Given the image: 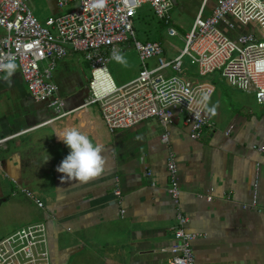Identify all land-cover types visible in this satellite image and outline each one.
I'll return each instance as SVG.
<instances>
[{
    "label": "crops",
    "instance_id": "1",
    "mask_svg": "<svg viewBox=\"0 0 264 264\" xmlns=\"http://www.w3.org/2000/svg\"><path fill=\"white\" fill-rule=\"evenodd\" d=\"M216 6L217 0H173L172 21L186 32L201 11L210 16ZM229 21L235 30L226 23L220 28L232 39L256 31L234 17ZM159 28L151 26L150 37L163 44L168 34ZM15 63L11 86L0 82V140L16 136L0 151V204L10 201L15 182L43 200L44 210L19 193L30 206L20 211L24 219L13 232L46 222L51 264H171L178 209L168 192L170 153L178 165L187 230L200 235L192 244L197 264H264V212L244 207L256 199L264 208V153L255 148L264 147V105L253 93L232 89L215 75L200 79L215 86L206 115L216 129L199 140L192 139L180 113L168 127L151 118L110 133L100 106L86 105L92 75L82 54L69 55L55 70L65 117L35 100ZM69 127L104 148V172L88 183L62 182L64 174L56 171L70 151L56 134ZM167 132L168 145L162 142ZM118 182L122 203L114 194ZM210 193L212 201L200 197Z\"/></svg>",
    "mask_w": 264,
    "mask_h": 264
},
{
    "label": "built area",
    "instance_id": "2",
    "mask_svg": "<svg viewBox=\"0 0 264 264\" xmlns=\"http://www.w3.org/2000/svg\"><path fill=\"white\" fill-rule=\"evenodd\" d=\"M32 1L0 0V59L6 62L11 58L20 64L32 96L38 102L48 103L56 117H65L69 112L66 101L59 95L55 70L61 60L75 53H83L92 69L86 105L100 106L110 133L130 129L151 118L159 119L168 127L180 113L191 129L192 139H201L206 130L214 131L216 124L206 115L209 101L203 102L205 95L212 98L215 86L200 79L216 74L226 86L253 93L257 102L264 105V8L253 7L251 0H217L213 13L204 16L201 11L186 32L176 28L172 21L173 0H106L103 8H93V0H59L62 12L45 21L35 15ZM258 2L264 4V0ZM146 5L165 25L168 36L182 42L183 48L174 46L177 51L174 55H169L159 41L137 38L135 19ZM66 8L70 10L65 12ZM230 17L244 26L253 25L256 31L230 38L220 28L226 23L230 29H236ZM128 42L138 52L141 70L134 80L118 86L108 65L113 61V49L123 54ZM186 58L197 70L198 77L188 73ZM153 61L155 64L150 67ZM3 75L0 73V77ZM231 132L229 129L227 134ZM14 137L1 139L0 151ZM162 142L170 143L168 132ZM255 148L264 153V147ZM168 171V192L178 209L171 264H197L192 244L200 235L187 230L189 218L180 207L182 192L173 153L169 155ZM15 184L14 194L21 193L38 208L45 209L41 198ZM114 194L122 203L119 182ZM200 197L214 199L211 193ZM244 207L264 212L256 199ZM0 264H51L47 223H32L0 238Z\"/></svg>",
    "mask_w": 264,
    "mask_h": 264
},
{
    "label": "rangeland",
    "instance_id": "3",
    "mask_svg": "<svg viewBox=\"0 0 264 264\" xmlns=\"http://www.w3.org/2000/svg\"><path fill=\"white\" fill-rule=\"evenodd\" d=\"M58 1L59 0H33L32 2L34 5V13L37 18L40 21H45L51 16L60 14L62 11L59 10L60 8L58 7ZM68 10H70V8L64 9L65 12H67ZM155 25L157 26L156 19L150 10V7L148 5L144 6V8L140 11L139 16L135 19V30L137 33V38L140 41H153V39L150 37V35H152L151 26ZM168 42H171L175 46L183 48V44L179 42L177 38H169L168 36H166V39L163 41L164 48L167 47L171 50H175L174 46L170 45ZM126 44L127 46H130V48L123 52L122 55L126 59L127 65L125 66L117 63L115 60H113L108 65L110 74L114 78L117 85H121L137 77L141 68V61L139 59L138 52L133 47L132 42H128ZM78 54H82V56L85 57L83 53ZM185 63L188 64L187 66L189 67L188 73L192 75H198L197 70L192 67L188 58L185 59ZM149 65L150 67L151 65L153 66V62H151ZM89 73L92 75V69ZM215 76H218L219 78V74H216ZM3 183H5V186H7L6 184H8V186L10 184L8 181L7 183ZM9 193L10 201L0 204V238L5 237L6 235L13 232L17 227H19V222L24 219V217L20 215V211L25 207L30 206L29 200L26 197L20 195L19 193L14 194V189L12 190V188H10Z\"/></svg>",
    "mask_w": 264,
    "mask_h": 264
},
{
    "label": "clouds",
    "instance_id": "4",
    "mask_svg": "<svg viewBox=\"0 0 264 264\" xmlns=\"http://www.w3.org/2000/svg\"><path fill=\"white\" fill-rule=\"evenodd\" d=\"M106 0H93V8H103ZM253 7L264 8L258 0H251ZM111 58L117 63L127 65V61L116 49H113ZM17 72V64L13 59L8 58L6 62L0 59V77L9 86L12 84V77ZM210 100L208 95L203 97V102ZM214 114L215 107L209 109ZM68 148L69 154L61 161L56 171L64 174L61 177L64 180H71L79 183H88L101 176L104 172L105 159L102 155L104 148L99 144H94L88 135L76 127L66 128L63 132L56 134Z\"/></svg>",
    "mask_w": 264,
    "mask_h": 264
},
{
    "label": "trees",
    "instance_id": "5",
    "mask_svg": "<svg viewBox=\"0 0 264 264\" xmlns=\"http://www.w3.org/2000/svg\"><path fill=\"white\" fill-rule=\"evenodd\" d=\"M155 19H156V17H155ZM156 24H157V26L160 27L159 29H161V30L164 29V27H165V25L163 23H161L160 21H158L157 19H156ZM165 29H166V27H165Z\"/></svg>",
    "mask_w": 264,
    "mask_h": 264
},
{
    "label": "bare ground",
    "instance_id": "6",
    "mask_svg": "<svg viewBox=\"0 0 264 264\" xmlns=\"http://www.w3.org/2000/svg\"><path fill=\"white\" fill-rule=\"evenodd\" d=\"M105 79H106V77H105Z\"/></svg>",
    "mask_w": 264,
    "mask_h": 264
}]
</instances>
